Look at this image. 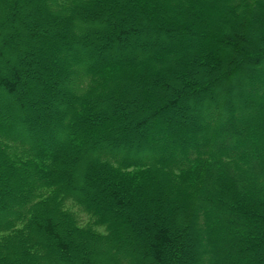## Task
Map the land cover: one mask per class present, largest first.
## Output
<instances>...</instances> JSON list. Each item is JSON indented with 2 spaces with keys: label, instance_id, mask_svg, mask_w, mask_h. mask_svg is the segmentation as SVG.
<instances>
[{
  "label": "trees",
  "instance_id": "1",
  "mask_svg": "<svg viewBox=\"0 0 264 264\" xmlns=\"http://www.w3.org/2000/svg\"><path fill=\"white\" fill-rule=\"evenodd\" d=\"M257 91L264 0H0V264H264Z\"/></svg>",
  "mask_w": 264,
  "mask_h": 264
},
{
  "label": "rangeland",
  "instance_id": "2",
  "mask_svg": "<svg viewBox=\"0 0 264 264\" xmlns=\"http://www.w3.org/2000/svg\"><path fill=\"white\" fill-rule=\"evenodd\" d=\"M200 37V36H199ZM203 45H204V43H203ZM212 53L210 52L209 53V55H211ZM57 56V59H58V61L59 62H61V59L64 61V63L66 64V66L68 65L69 67V69H71V68H73V65L72 64H70V62L69 61H66V57H67V59H69V57H70V54H66V57L64 56H60V55H56ZM174 59V58H173ZM70 60V59H69ZM139 84L140 85H142V83H141V80H139ZM144 93V92H143ZM112 96L113 97H115L116 99H119V100H124L125 98H124V96L122 95L121 96V94L119 93V91L118 90H115L114 92H113V94H112ZM51 98L52 99V95L51 94H48V97L47 98ZM254 97H257L258 99H262L264 96H260L259 94H258V91L255 93V95H254ZM145 98V97H144ZM148 105H149V103H148ZM78 108H79V106H77V107H75V110H74V113H78L79 115H82L83 113H84V110L82 109V110H78ZM77 110V111H76ZM74 113H73V115H72V117L74 116ZM65 118H67V117H65ZM70 118V117H69ZM68 119V118H67ZM71 119L72 118H70V119H68V120H65L66 121V124L67 123H70L71 122ZM65 121H64V124H65ZM113 127H116V123H112V120H110V121H108V122H105V124H104V126L102 127L103 128V130H102V128L101 129H99V132L98 133H101V134H103L107 129H111V128H113ZM58 130H60L59 128H58ZM77 131V133H76V135H75V138H74V141L77 143V146L76 147H83L84 146V142H82V141H80V134L78 133L80 130L78 129V130H76ZM96 131H88V136L89 135H94V133H95ZM59 134V133H58ZM60 135H57V137H56V139L55 140H62L63 141V139H67V136L66 135H62V136H60ZM62 137H64V138H62ZM55 140H53L52 138H50V140H48V141H46V145L50 148V147H53L54 145H56V141ZM61 141V142H62ZM103 148H105L106 146L105 145H103L102 146ZM104 150V149H103ZM103 150H101V151H103ZM152 154V153H151ZM153 155H156V154H153ZM161 155H163V154H157V156H161ZM80 171H82L80 168H79V171H77L76 173L78 174V173H80ZM0 172L1 173H4L5 172V168H4V166H3V160H2V158H0ZM21 177V176H20ZM10 180H12V184L14 185V186H16V185H19L18 184V181H20L18 178H17V180L16 181H14V179H10ZM151 197H147L146 198V200H148V199H150ZM146 205H147V207H148V204L146 203ZM62 208L65 210V211H67V212H69L71 215H73V217L75 218V220H76V222H77V224L79 225V226H81V227H91V228H94L95 230H97L98 232H100V233H105L104 232V230L100 227V226H98V225H96V219H95V217H93L91 214H89V213H87L86 211H84L83 209H82V207H80V206H78V205H76L74 202H72L71 200H64L63 201V206H62ZM96 225V226H95ZM113 229H114V232H116V228L115 227H113ZM80 239V238H79ZM81 240V239H80ZM127 241V239L125 238V237H123V236H121L120 237V242H122V243H124V242H126ZM81 243H84L85 244V242L83 241L82 242V240H81ZM103 245V244H102ZM115 251V252H114ZM121 252V250L119 249V248H110L109 250H108V254H110L113 258H116V256H117V253L118 252ZM100 256V255H99ZM36 258V256H34L32 259L34 260ZM33 264H34V262H33ZM52 264H56L55 262H52Z\"/></svg>",
  "mask_w": 264,
  "mask_h": 264
}]
</instances>
